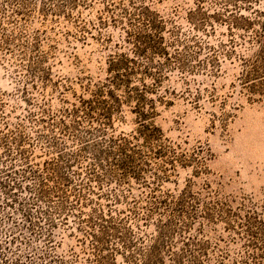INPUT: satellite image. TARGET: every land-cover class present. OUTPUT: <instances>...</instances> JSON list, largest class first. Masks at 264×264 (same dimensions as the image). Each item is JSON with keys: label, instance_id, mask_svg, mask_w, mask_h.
Here are the masks:
<instances>
[{"label": "rangeland", "instance_id": "1", "mask_svg": "<svg viewBox=\"0 0 264 264\" xmlns=\"http://www.w3.org/2000/svg\"><path fill=\"white\" fill-rule=\"evenodd\" d=\"M257 11L264 0H0V264H140L128 258V242L137 241L131 252L150 245L159 220L163 264L173 253L190 264H240L236 215L264 205V98L238 79L240 58L257 52L260 31L240 17ZM141 29L160 34L170 57L147 94L164 157L128 166L101 155V134L57 123L71 124L65 109L90 98L115 58L135 56L128 34ZM214 52L219 66L211 59L200 66ZM134 106L122 104L105 138L139 129ZM184 192L198 199L183 212L160 208L148 222L142 217L154 198ZM100 216L115 223L101 255L92 237Z\"/></svg>", "mask_w": 264, "mask_h": 264}, {"label": "trees", "instance_id": "2", "mask_svg": "<svg viewBox=\"0 0 264 264\" xmlns=\"http://www.w3.org/2000/svg\"><path fill=\"white\" fill-rule=\"evenodd\" d=\"M230 1L232 0H225V5ZM256 13L257 18L254 19H243V17H240L242 18L240 20H244L248 27L258 23L260 31L254 34L252 40L253 44L258 47L257 52L250 58H240L243 69L238 79L242 87L246 88L250 94L264 98V12L257 11ZM233 14L232 12L230 15ZM261 18L263 19L262 21ZM150 23L148 21L149 27H153ZM128 36L129 42L133 43V51L136 57L127 58L126 55L122 54L115 58L108 70L109 77L104 82L96 85L95 89L90 93V98H81L79 105H74L71 109H65L64 114L66 117L71 118V124H66L65 119L62 118L57 124L64 130L70 129L72 126H82L86 134L90 136L101 134V140L103 141H101L100 145L101 155H106L111 160H128L129 166L134 160H149L151 157L162 160L164 157L161 131L151 123V118H153L155 113V100L149 99L147 94L156 91L159 87L160 73L164 69L165 62L170 61V57H167L165 49L161 46L163 38L157 32L152 33L141 29V32H137V34L129 32ZM233 44V39L229 40L230 54L235 53ZM155 55L163 56L164 62L159 61L157 64H151L153 66L141 64L145 60V62L150 63V59L155 57ZM181 56V54H178L176 60H178L181 67L185 68L186 62ZM207 59H211L213 65L219 66L215 52L212 56L210 55L199 62L200 66H206ZM139 72L143 75L140 84H132ZM144 77L152 79L153 83L151 86L145 84ZM119 90L123 91V95L117 93ZM132 101H135L134 109L140 120L139 129L128 138L123 136L105 138L103 136L104 133L113 125L112 118L114 113L121 109L123 103ZM95 123L97 126L94 125ZM40 190H43V186L40 187ZM154 199L155 201L152 202L150 211L142 216L147 222L155 210L163 208L172 212H183L182 209L187 204L198 198H195L193 194L184 192L175 199L164 198L158 201L156 198ZM221 205L222 203L217 201L214 203L213 208L221 207ZM233 216L231 215V217ZM100 217V221H94L92 218L94 222L101 223L99 230L95 228L92 231V237L97 242L98 245H96L101 255V242L110 230H114L115 223L111 221L113 216L107 219L104 216ZM238 217L239 215L237 214L234 221L236 224L235 228L239 229V234L244 239L245 249V254L241 256L240 264H261L259 259L262 257L258 252L264 251V205L259 208H250L246 211L243 218ZM159 221L158 234L154 236L150 245L141 246L136 248L135 252H131L130 248L137 241L128 242V258H134L136 261L139 257L140 264H163L160 251L165 238L163 230L165 225L161 223L162 220ZM172 255L175 258L171 264H190V260H183L181 255L176 253Z\"/></svg>", "mask_w": 264, "mask_h": 264}]
</instances>
